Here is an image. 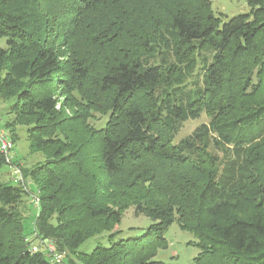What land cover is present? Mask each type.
<instances>
[{"label": "trees", "instance_id": "1", "mask_svg": "<svg viewBox=\"0 0 264 264\" xmlns=\"http://www.w3.org/2000/svg\"><path fill=\"white\" fill-rule=\"evenodd\" d=\"M144 1L0 0V96L10 125L25 126L30 147L48 156L30 170L42 192L36 226L57 249L74 248L132 209L150 220L144 232H111L88 258L169 264L154 258L177 222L197 239V264H264V0L225 20L210 0H182L156 38L133 39L129 17ZM195 54L201 70L188 82ZM161 84L170 87L157 94ZM93 112L106 115L98 129L86 123ZM203 113L209 122L177 142ZM27 196L0 183V264H50L24 243Z\"/></svg>", "mask_w": 264, "mask_h": 264}, {"label": "rangeland", "instance_id": "2", "mask_svg": "<svg viewBox=\"0 0 264 264\" xmlns=\"http://www.w3.org/2000/svg\"><path fill=\"white\" fill-rule=\"evenodd\" d=\"M180 1L182 0H145L144 3L140 4L139 12L129 17L132 20L130 24L133 26L130 36L135 39L146 34L151 38H156L159 31L156 33L155 30L158 29L159 23L163 27L167 15ZM210 2L213 14L221 16L223 20L237 14L247 13L250 10L246 0H210ZM93 28H95V25L91 24L85 29V32L80 33L81 36H79V33L76 34L67 50L71 57H77V52L86 46L85 34L86 32L89 34L88 31ZM168 32L166 29H161L160 33L163 36L161 38L169 37ZM161 38H158V41ZM3 47H6L5 39H0V48ZM202 56L204 55L195 54L193 56L190 71L186 72L188 82L195 79L196 73H200ZM165 87L167 89L170 85L161 84L156 90L157 94H164L166 92L164 91ZM9 105L10 100L0 96V144L4 140L6 147L1 151L7 161L5 165L0 167V183L16 184L15 180L19 179L20 184L28 192V196L25 197L18 208L17 221L20 229H22L21 231H23L26 248L30 253H35L38 250L42 251L51 264H102L101 255L92 258H88L87 255H90L99 243L107 246L108 236L111 232H119L121 237L138 236L144 232L150 224V220L143 215L135 216L132 209H127L120 222L114 224L112 230L102 231L90 236L74 248L59 250L51 236L41 234L36 225L42 205L40 200L42 192L39 190L38 181L30 176V170L44 162L48 156L30 147L26 138L25 126L17 125L14 128L10 125L13 116L9 113ZM66 112L67 114L70 113L69 111ZM105 120V112H93L86 123L90 127L98 129L104 124ZM208 122L209 117L205 113L199 119L186 121L177 135L176 141L178 142L188 136L201 123ZM14 133L18 134L17 140L13 139ZM208 150L217 155L220 160H223L228 154L226 147L222 150L209 147ZM49 222L51 223V221ZM52 222L54 221L52 220ZM165 238L167 246L157 251L155 260L169 264H197L194 258L198 255L199 248L194 244L197 239L192 233L182 230L177 222H173L168 228Z\"/></svg>", "mask_w": 264, "mask_h": 264}, {"label": "built area", "instance_id": "3", "mask_svg": "<svg viewBox=\"0 0 264 264\" xmlns=\"http://www.w3.org/2000/svg\"><path fill=\"white\" fill-rule=\"evenodd\" d=\"M5 147H6L5 142H4V140H2V142H1V144H0V150H1V149L4 150ZM15 182H16L17 184H20V183H21V182L19 181V179H16ZM50 264H51V263H50Z\"/></svg>", "mask_w": 264, "mask_h": 264}]
</instances>
